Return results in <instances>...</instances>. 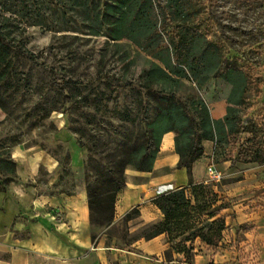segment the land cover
Returning <instances> with one entry per match:
<instances>
[{
    "label": "rangeland",
    "instance_id": "obj_1",
    "mask_svg": "<svg viewBox=\"0 0 264 264\" xmlns=\"http://www.w3.org/2000/svg\"><path fill=\"white\" fill-rule=\"evenodd\" d=\"M161 1L168 6L171 0ZM185 1L187 8L176 19L164 23L166 31L191 28L216 43L225 61L222 70L237 69L246 77L245 101L242 105L229 101L233 85L219 74L200 86L181 80L184 86L171 81L157 87L164 86L168 93L173 91L192 112L195 102L203 100L207 104L222 131L216 143L215 163L231 155L244 162L252 160L261 147L259 160L264 165V0ZM71 15L68 31L29 26L19 39H23L28 51L56 71L57 81L72 78L79 82L77 87L66 91L74 95L75 102L64 103L63 95L50 86V74L33 63L21 68L30 75L22 76L14 93L0 95V153L11 155L18 146L44 149L59 161L61 181L70 190L81 180L87 184L90 149L98 154L102 150L112 151L132 131L138 136L141 119L154 118L158 105L145 90L140 91L145 81L143 70L155 61L153 57L131 40L87 34V29L80 26V17ZM59 26L65 28V24ZM125 170L127 179L128 173L135 169L130 165ZM37 173L39 187L46 188L50 173L44 167ZM225 181L221 178L203 187V195L189 188L186 192L189 205L182 209L186 213L180 219L185 230H175L170 235L172 249L166 251V256L171 257L173 250H185L187 260L191 261L192 251L187 242L194 239L191 238L194 230L222 216L226 227L219 243L213 245L221 260L258 264L261 256L245 253L241 245L246 227L235 224L237 233L233 237L234 229L226 224L227 216L236 219L239 213L234 207V196L225 197L221 193ZM175 188L178 187L168 190ZM223 203L226 208L209 218L208 214ZM189 216L190 222L186 223ZM137 217L134 214L129 220L122 218L104 228L93 226L94 235L97 237L100 230L106 229L108 242L116 238L117 245L130 247L132 240L150 232L153 224L141 225Z\"/></svg>",
    "mask_w": 264,
    "mask_h": 264
},
{
    "label": "trees",
    "instance_id": "obj_2",
    "mask_svg": "<svg viewBox=\"0 0 264 264\" xmlns=\"http://www.w3.org/2000/svg\"><path fill=\"white\" fill-rule=\"evenodd\" d=\"M186 8L185 0H171L168 6L163 5L161 0H0V95L14 93L22 76L30 75L21 68L33 63L50 74V86L63 95L64 103L75 102L74 95H68L66 91L70 87H77L79 82L72 78L57 81L56 71L28 51L23 39H19L23 38L29 26L68 31L73 13L74 17H80V26L87 29V34L105 35L110 40H131L155 60L144 68L145 81L140 87V91L145 90L158 101L155 117L141 119L139 135L132 131L112 151L102 150L98 154L90 149L86 186L92 228L108 227L114 222L116 196L120 190L128 187L125 169L131 165L141 172L151 171L158 157L161 139L167 132L176 133L175 150L180 155L177 167L187 169L190 184L168 190L155 199L165 217L161 222L153 223L150 232L143 237L152 238L165 232L170 241V235L175 230H185L180 219L186 213L182 209L189 205L186 192L190 188L192 192L197 193L198 190L203 195V187L211 184L209 181L194 183L192 180V165L202 157L203 140H217L207 104L203 100L195 102L192 112L173 91L168 93L164 86H157L171 81L179 87L184 86L181 80L200 86L212 75L219 74L233 85L229 101L242 105L247 80L237 69L228 67L226 71L222 70L225 61L216 43L199 30L185 27L179 32L166 31L164 23L176 19L180 11ZM61 23L65 24V28L59 26ZM249 141L253 143L254 139ZM260 150L261 147L256 150L254 159L246 161L260 163ZM15 166L11 155L0 153V174H3L0 190H7L5 184L17 178ZM224 208V203L218 205L208 214L209 218L218 216ZM134 214H140L137 207L124 218L129 220ZM191 217L186 223L190 222ZM225 227L222 216L208 220L194 230L191 238L198 237L213 246L219 243ZM96 238L93 234V241Z\"/></svg>",
    "mask_w": 264,
    "mask_h": 264
},
{
    "label": "crops",
    "instance_id": "obj_3",
    "mask_svg": "<svg viewBox=\"0 0 264 264\" xmlns=\"http://www.w3.org/2000/svg\"><path fill=\"white\" fill-rule=\"evenodd\" d=\"M212 118L217 140H203L202 157L192 165V180L206 182L210 164L221 172L226 180L221 193L225 197L234 196V207L239 213L236 219L227 216L226 224L234 229L233 237L237 233L235 224L246 227L243 250L260 255L258 264H264V165L241 161L237 155L215 163L216 143L222 131L214 114ZM175 135L174 131L163 135L151 171L128 173V187L116 196L113 224L135 207L141 225L161 222L165 215L155 199L169 187L189 186L187 169L177 167L180 155L175 150ZM11 158L16 162L17 178L5 184L7 190H0V264H233L222 261L219 251L198 237L187 242L192 251L191 261L187 260L185 250H173L171 257L166 256L172 244L165 232L132 240L129 245L132 249L117 245L116 238L108 242L106 229L100 230L93 241L95 229L90 222L83 181L75 183L71 190L64 186L59 161L38 146L15 147ZM43 167L50 173L46 188L38 184L37 172ZM2 178L0 174V182ZM222 240L226 242L224 237Z\"/></svg>",
    "mask_w": 264,
    "mask_h": 264
},
{
    "label": "built area",
    "instance_id": "obj_4",
    "mask_svg": "<svg viewBox=\"0 0 264 264\" xmlns=\"http://www.w3.org/2000/svg\"><path fill=\"white\" fill-rule=\"evenodd\" d=\"M208 180L209 182H217L222 178L221 172L216 170L213 164L208 165L207 167Z\"/></svg>",
    "mask_w": 264,
    "mask_h": 264
}]
</instances>
